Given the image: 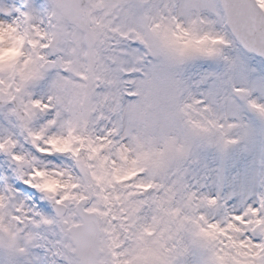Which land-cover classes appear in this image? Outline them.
<instances>
[{"label": "snow or ice", "instance_id": "1", "mask_svg": "<svg viewBox=\"0 0 264 264\" xmlns=\"http://www.w3.org/2000/svg\"><path fill=\"white\" fill-rule=\"evenodd\" d=\"M0 264H264V0H0Z\"/></svg>", "mask_w": 264, "mask_h": 264}]
</instances>
